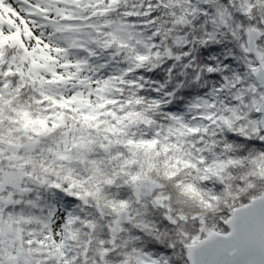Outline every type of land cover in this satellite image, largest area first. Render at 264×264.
Returning <instances> with one entry per match:
<instances>
[{
    "label": "snow or ice",
    "instance_id": "obj_1",
    "mask_svg": "<svg viewBox=\"0 0 264 264\" xmlns=\"http://www.w3.org/2000/svg\"><path fill=\"white\" fill-rule=\"evenodd\" d=\"M0 264H264V0H0Z\"/></svg>",
    "mask_w": 264,
    "mask_h": 264
}]
</instances>
